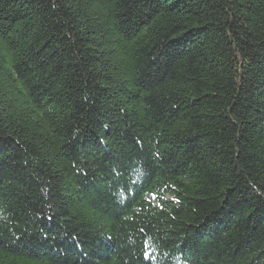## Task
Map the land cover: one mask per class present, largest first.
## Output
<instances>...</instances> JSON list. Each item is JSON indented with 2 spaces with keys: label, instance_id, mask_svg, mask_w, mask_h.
<instances>
[{
  "label": "trees",
  "instance_id": "obj_1",
  "mask_svg": "<svg viewBox=\"0 0 264 264\" xmlns=\"http://www.w3.org/2000/svg\"><path fill=\"white\" fill-rule=\"evenodd\" d=\"M0 264H264V0H0Z\"/></svg>",
  "mask_w": 264,
  "mask_h": 264
},
{
  "label": "snow or ice",
  "instance_id": "obj_2",
  "mask_svg": "<svg viewBox=\"0 0 264 264\" xmlns=\"http://www.w3.org/2000/svg\"><path fill=\"white\" fill-rule=\"evenodd\" d=\"M148 258H149L148 256L145 257V259H148Z\"/></svg>",
  "mask_w": 264,
  "mask_h": 264
}]
</instances>
